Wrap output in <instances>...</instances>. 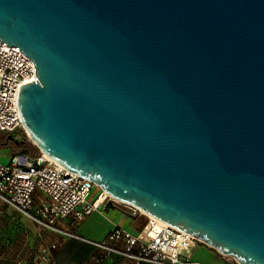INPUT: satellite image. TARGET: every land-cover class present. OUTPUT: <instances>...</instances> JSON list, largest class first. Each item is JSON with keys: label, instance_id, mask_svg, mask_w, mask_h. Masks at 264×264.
<instances>
[{"label": "water", "instance_id": "95a60500", "mask_svg": "<svg viewBox=\"0 0 264 264\" xmlns=\"http://www.w3.org/2000/svg\"><path fill=\"white\" fill-rule=\"evenodd\" d=\"M0 38L36 64L28 137L105 210L264 264V0H0Z\"/></svg>", "mask_w": 264, "mask_h": 264}, {"label": "built area", "instance_id": "2783aa9c", "mask_svg": "<svg viewBox=\"0 0 264 264\" xmlns=\"http://www.w3.org/2000/svg\"><path fill=\"white\" fill-rule=\"evenodd\" d=\"M36 72L31 57L18 45H8L0 38V133L10 134L16 141L28 136L17 108L19 84L39 80ZM108 199L101 187L40 149H19L8 160H0V200L25 214L39 232L87 241L95 249V262L118 256L121 264H205L192 259L191 248L200 241L196 236L169 223L159 225L136 206L128 205L131 213L146 216L136 231L115 226L104 239L92 240L70 229L92 212L104 213ZM57 244L58 239L43 243L33 261L49 262Z\"/></svg>", "mask_w": 264, "mask_h": 264}, {"label": "rangeland", "instance_id": "374dc122", "mask_svg": "<svg viewBox=\"0 0 264 264\" xmlns=\"http://www.w3.org/2000/svg\"><path fill=\"white\" fill-rule=\"evenodd\" d=\"M1 135L6 137V134L4 133H0V136ZM25 138V143L32 144L34 147L32 150L37 152L38 148L36 147L32 139H30L28 136H25ZM18 149H20V143H16L14 141L9 142L7 145L0 147V159H2V161L8 160L10 157L9 154L17 152ZM121 213L124 214L125 218H127L128 221L132 224V226L128 227V229L130 228L129 230L131 231L133 229L136 230L145 222L144 219L146 216L144 214L133 215L128 204L114 201V206L106 209V212L104 214H99V212L97 211L94 212V215H96V217L91 226H93L92 228L96 229V232H94L92 235H89V237L97 238V236L94 235L99 234V232L103 230L105 222H103L104 219L102 218V215H106L108 218H110L113 214L120 215ZM79 226L80 223L72 227L70 226V229L76 232V235L86 234L84 231L80 230ZM121 226L127 228V226L125 225ZM0 239L9 240V248L12 252L15 251V253H17V251H21L20 253L30 255L32 259L35 256L38 248L43 243L49 242L53 239H58L57 247L54 249L55 257L57 258L58 262L64 261L67 255V251L69 250H82L84 248L92 250V247L87 245L81 238H74L67 234H63V236L59 237L53 232H39V228L37 227V225L33 224L25 214L21 213L20 211L14 210L12 207L7 205L6 203H3L2 201H0ZM198 243L208 246L202 241H199ZM211 248L215 249L221 256H227L230 261L237 263L233 256L226 254L223 255L216 248Z\"/></svg>", "mask_w": 264, "mask_h": 264}, {"label": "crops", "instance_id": "0c3cea01", "mask_svg": "<svg viewBox=\"0 0 264 264\" xmlns=\"http://www.w3.org/2000/svg\"><path fill=\"white\" fill-rule=\"evenodd\" d=\"M10 141H13V140H10ZM7 144L8 143H5L4 145H7ZM12 154L13 153L9 155L11 156ZM0 160L2 161V159ZM104 213H101V214H104ZM95 217L96 215H94V212H92V214L88 215L83 221L80 222V226H79L80 230L86 233L84 235L80 234L81 236L90 238L92 240L93 239L101 240V239H104L107 232L115 226L125 225L127 226V228L129 226H132V224L128 221L127 218H125L124 214L122 213L120 215L113 214L112 217L110 218H108L106 215L105 216L102 215V218L104 220L107 219L106 221L103 220V222H105L104 228L101 232H99V234L94 235V236H97V238L95 237L91 238L89 237V235H92L94 232H96V229L92 228L93 226H91L92 222L95 221L94 220ZM140 227L141 226H139L137 229H139ZM136 230L133 229L132 231H136ZM83 241L87 245L91 246L92 250H89L87 248H84L82 250H77V249L69 250L67 251L66 258L64 259V261H61V262L57 261V258L55 257V253L53 251L52 259L49 260V262L47 263H41V264H121L120 258L118 256H111L105 261H103L102 263L95 262L93 259V254L96 253L94 247L87 241L85 240ZM9 247H10L9 240L0 239V264H39L36 261L34 262L30 255L22 254L20 253L21 251L18 252L17 250H16L17 253H15V251L12 252ZM191 249H192V252H191L192 259L200 260L205 264H237L233 261H230L229 258H227V256H221L215 249H212L210 246H205V245L196 243Z\"/></svg>", "mask_w": 264, "mask_h": 264}, {"label": "trees", "instance_id": "16d2710c", "mask_svg": "<svg viewBox=\"0 0 264 264\" xmlns=\"http://www.w3.org/2000/svg\"><path fill=\"white\" fill-rule=\"evenodd\" d=\"M5 143H9L8 142V138L4 137L3 135H1L0 136V147H2V145H4ZM18 143H20V148L21 149H26V150H29V151H33L32 149L34 147H33L32 144H30V143H22L21 141H19Z\"/></svg>", "mask_w": 264, "mask_h": 264}, {"label": "bare ground", "instance_id": "6f19581e", "mask_svg": "<svg viewBox=\"0 0 264 264\" xmlns=\"http://www.w3.org/2000/svg\"><path fill=\"white\" fill-rule=\"evenodd\" d=\"M149 216H151L159 225H165V223H166V222L160 221L159 219L155 218L152 215H149Z\"/></svg>", "mask_w": 264, "mask_h": 264}, {"label": "flooded vegetation", "instance_id": "af4514ba", "mask_svg": "<svg viewBox=\"0 0 264 264\" xmlns=\"http://www.w3.org/2000/svg\"><path fill=\"white\" fill-rule=\"evenodd\" d=\"M8 142H11L10 140H8Z\"/></svg>", "mask_w": 264, "mask_h": 264}]
</instances>
